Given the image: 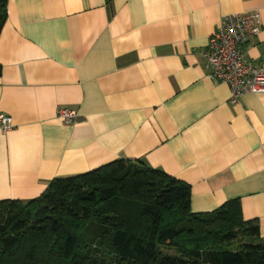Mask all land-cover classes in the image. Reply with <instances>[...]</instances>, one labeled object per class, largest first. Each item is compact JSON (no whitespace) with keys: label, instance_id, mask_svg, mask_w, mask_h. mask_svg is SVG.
I'll use <instances>...</instances> for the list:
<instances>
[{"label":"crops","instance_id":"crops-1","mask_svg":"<svg viewBox=\"0 0 264 264\" xmlns=\"http://www.w3.org/2000/svg\"><path fill=\"white\" fill-rule=\"evenodd\" d=\"M0 31V200L139 159L190 188L194 213L238 199L264 238V94L229 101L203 57L224 15L259 14L242 52L264 63V0H8ZM77 113L69 124L58 109Z\"/></svg>","mask_w":264,"mask_h":264},{"label":"trees","instance_id":"trees-1","mask_svg":"<svg viewBox=\"0 0 264 264\" xmlns=\"http://www.w3.org/2000/svg\"><path fill=\"white\" fill-rule=\"evenodd\" d=\"M0 264H264V238L237 198L194 213L187 184L116 159L56 177L27 201L0 200Z\"/></svg>","mask_w":264,"mask_h":264},{"label":"built area","instance_id":"built-area-1","mask_svg":"<svg viewBox=\"0 0 264 264\" xmlns=\"http://www.w3.org/2000/svg\"><path fill=\"white\" fill-rule=\"evenodd\" d=\"M258 31V13L224 15L216 30L209 36L203 51L207 76L228 85L231 103H238L246 94H264V63L255 65L242 52L243 46ZM57 116L62 122L69 124L75 120L77 113L61 108L58 109ZM12 126V118L0 113V129L6 132Z\"/></svg>","mask_w":264,"mask_h":264},{"label":"rangeland","instance_id":"rangeland-1","mask_svg":"<svg viewBox=\"0 0 264 264\" xmlns=\"http://www.w3.org/2000/svg\"><path fill=\"white\" fill-rule=\"evenodd\" d=\"M101 249H102V252L107 254V255H110L112 254V247L110 246L109 242L107 239H104L101 243Z\"/></svg>","mask_w":264,"mask_h":264}]
</instances>
